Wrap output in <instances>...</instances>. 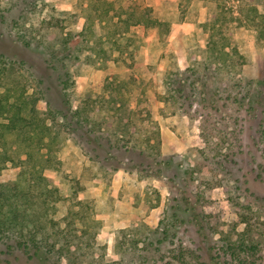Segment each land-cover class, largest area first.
<instances>
[{"label":"rangeland","instance_id":"1","mask_svg":"<svg viewBox=\"0 0 264 264\" xmlns=\"http://www.w3.org/2000/svg\"><path fill=\"white\" fill-rule=\"evenodd\" d=\"M0 1V67L7 60L0 91L33 95L56 117L61 163L43 175L62 196L35 233L52 255L29 256L3 239L0 264H154L192 235L184 222L192 205L203 207L215 238L247 232L264 250V176L256 163L264 43L245 23L254 4L264 12V0H106L114 20H95L92 35L85 26L97 15L93 7L105 10L99 0ZM215 13L236 26L244 55L236 69L209 51L203 57ZM88 103L96 108L91 131L73 113ZM104 116L120 136L103 134ZM119 139L129 147L116 146ZM21 169L9 163L0 183H28ZM174 217L176 237L160 252L144 249Z\"/></svg>","mask_w":264,"mask_h":264},{"label":"trees","instance_id":"2","mask_svg":"<svg viewBox=\"0 0 264 264\" xmlns=\"http://www.w3.org/2000/svg\"><path fill=\"white\" fill-rule=\"evenodd\" d=\"M99 1L104 3L106 8L104 10L103 7H93L97 15L94 18L88 16L89 23L85 26L86 34H94L95 20L109 18L114 20L113 16L108 17L109 14L106 16L107 12L112 9L113 3L106 0ZM2 7L0 1V8ZM102 9L105 18L102 16ZM250 12L252 13L247 15L245 23L255 28L257 39L264 43V12H260L255 4ZM214 15L207 22L210 32L209 50L203 48V57L206 51H209L212 56H215L216 61L236 69L238 64L242 63L241 59L244 55L235 43L234 21L226 17L221 20L217 18L216 13ZM136 22L140 23L141 19ZM127 23H130V18ZM49 33L54 36L58 34L51 31ZM3 59L5 57L1 55L0 60L3 61ZM4 63L5 65L0 67V77L7 67V60ZM227 99L230 100V96ZM38 101L33 99V95H28L26 92L17 93L12 87H6L4 91H0V174L9 163H12L21 167V172H25L29 180L28 183L26 179L0 183V245L3 239L15 240L11 246L24 249L29 256L45 255L48 257L52 255V248L40 242L35 233L40 231V219L43 216H46L49 221L53 219L52 212L56 207L53 203L62 199V196H59L61 193L59 189L49 187L47 178L43 175L47 168L56 167L61 163L54 154L55 146L60 140L61 130L54 126V122L57 121L54 115L50 116L45 110L37 107ZM89 105L90 103L78 106L73 113L78 125L82 128L88 127L91 131L89 126H94L95 123L92 122L93 115L90 112H94L96 108H89ZM102 120V123L97 121V125L100 129H104L103 125H107L106 131L103 132L104 135L108 136L111 132L117 137L120 136V131L105 116ZM260 122L256 141L262 156L261 160L259 159L260 162L257 160L256 163L259 172L264 176V118ZM121 140H118L117 145L111 140L112 145L108 144L110 147L115 145L129 147L122 143L119 144ZM61 148L62 145L57 148V151ZM25 182L26 186H24ZM37 184L40 186L36 187ZM182 199L185 200L187 197L183 196ZM188 209L192 211V214L188 222L186 220L184 222L189 223L187 230L191 231L192 235L180 245L170 247V249L166 248L165 253L155 257L156 264H264V250L257 236L243 232L236 238L225 236L217 239L208 232V228L215 227L211 224L212 221L207 224L203 222L206 220L203 207L198 209L192 205ZM77 214L75 212L74 216ZM169 222V225L163 231L161 230V236L158 239L144 243V249L160 252L168 236L176 237L177 217ZM128 240L133 248L139 247L138 240Z\"/></svg>","mask_w":264,"mask_h":264}]
</instances>
